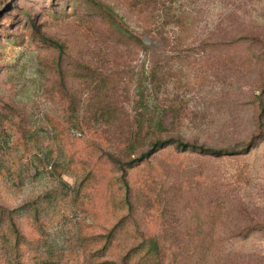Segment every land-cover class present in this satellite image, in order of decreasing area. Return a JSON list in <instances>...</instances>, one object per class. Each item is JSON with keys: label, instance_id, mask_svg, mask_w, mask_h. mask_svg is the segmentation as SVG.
Here are the masks:
<instances>
[{"label": "rangeland", "instance_id": "1", "mask_svg": "<svg viewBox=\"0 0 264 264\" xmlns=\"http://www.w3.org/2000/svg\"><path fill=\"white\" fill-rule=\"evenodd\" d=\"M138 74L161 134H135ZM263 106L264 0H0V200L56 187V152L74 159L71 188L90 174L54 237L122 220L112 259L140 229L162 238L166 264H264V135L244 152ZM158 137L243 154L169 146L136 161Z\"/></svg>", "mask_w": 264, "mask_h": 264}, {"label": "trees", "instance_id": "2", "mask_svg": "<svg viewBox=\"0 0 264 264\" xmlns=\"http://www.w3.org/2000/svg\"><path fill=\"white\" fill-rule=\"evenodd\" d=\"M114 24L118 25L116 21ZM133 38L138 39L137 41L142 44L140 38L135 36ZM145 83L144 77L138 74L135 86L137 99L134 106L138 110L134 117L136 136L140 135L144 127L154 135L165 130L162 118L156 120V115L148 103ZM103 111L102 115L112 113L111 110L104 109ZM261 118H264V106ZM259 129V134L254 136L248 148L244 149L245 153L250 151V148L255 146L256 140L264 135L263 120ZM151 145L147 151L140 154L136 161H145L169 146H174L180 152L189 150L210 156L243 154L241 151L243 149H215L185 142L175 137L165 139L158 137ZM134 146V141L129 144L130 148ZM58 153L54 155L56 159L51 168L53 175L58 174L56 187L45 190L41 195L15 208L0 200V264H166V248L162 238L156 233L140 229L137 231V236H134L135 239L140 238V243L136 241L129 245L118 260L108 257L117 249L119 240L128 234L122 220L103 233H85L77 222L76 230L72 235L68 233L69 235L59 237L52 236L50 228L57 220L56 210L77 211L81 208L84 204L85 182L90 176L88 174L83 177L75 188H71L62 179V175L65 171L72 169L74 159L72 158V162L64 166L58 162V159H61ZM112 158L115 163H119L118 159ZM122 185L125 186L127 194L120 203H127L131 206L128 180L124 179ZM114 206L117 208V204Z\"/></svg>", "mask_w": 264, "mask_h": 264}]
</instances>
